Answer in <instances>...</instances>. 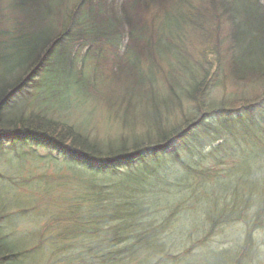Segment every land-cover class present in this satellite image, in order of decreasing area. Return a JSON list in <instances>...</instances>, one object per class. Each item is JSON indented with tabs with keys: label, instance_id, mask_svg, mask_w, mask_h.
<instances>
[{
	"label": "rangeland",
	"instance_id": "obj_1",
	"mask_svg": "<svg viewBox=\"0 0 264 264\" xmlns=\"http://www.w3.org/2000/svg\"><path fill=\"white\" fill-rule=\"evenodd\" d=\"M72 1L73 0H39L36 2L35 10V6L23 8V5L21 3L17 4L16 0H0V37L4 36L6 38H0V78H12L21 71L20 75H22L25 80L27 75L30 74H22L24 71L29 70L27 62L37 59V54L46 39L50 36L47 39L50 41L59 33H62L66 28L72 30L75 27V20L78 18V14L74 9L77 7V4L75 3L72 7H61L71 4ZM114 1L115 0H113V2ZM233 1L234 0H193L190 3L191 5H188L187 0H184L183 3L174 2V0H155L149 7H146L145 4L143 7L140 6L135 12L139 11L138 13L141 18L143 30L139 33L140 30L138 31L136 29H131L129 26H125L123 31L125 37H127L126 40L128 43L137 44L141 51L145 53L137 62V65L133 67L135 75L138 74L141 68L146 70V74H152L142 80V82L146 81L144 87L142 89L140 88L139 92L134 93L127 89L117 90L116 88H111L110 83H106L103 84L101 89L96 92V95L90 99L85 98L77 105L67 110H61L59 107L54 108L53 110L46 111V115L50 114L56 121L72 126L78 130L84 138L95 142L100 141L101 144L110 145L116 142L129 143L133 138L145 139V134L143 132L145 128H149L147 132H150V130L153 131V129H163L170 135L171 131L169 128L163 125L174 127L182 122L188 121L187 125L183 126L177 134H173L179 137L181 132H185L195 123L197 120L196 114L203 115L205 113V106L212 101L215 103L222 102V108L231 106L229 99H236V102H239V104L244 103L241 107L247 104L249 100L258 97L264 90V76L261 78L249 79L248 73L251 72V70L244 66L240 59H236L235 54L240 50L238 33L246 27L241 26L244 20L238 17L236 9L235 11L229 10V3ZM248 1L260 2V0ZM185 5L189 8L192 6V8L186 10ZM163 6L166 9L165 12H176L177 16L181 15V22L166 18ZM21 14L23 15L22 17ZM225 14L228 15V19H225L226 23L223 26L226 30L228 26L230 27L231 22L234 21L236 40L228 43L227 41L223 42L222 38L219 43L217 32L214 38V41L217 42V46L214 49L215 44H213L212 34L210 32L213 31L215 24L219 23L220 19ZM59 15L60 18L57 17ZM52 18L53 26L50 22ZM222 20L224 21V19ZM249 21L255 26L252 20ZM93 23L95 25L99 23L102 27L110 26L107 19L100 14L94 18ZM227 32L228 31H225V34H228ZM138 34L141 35L140 38H136ZM247 38L250 39V37H246L242 42L245 43ZM251 41L252 39H250V43ZM244 43L242 44L244 45ZM152 45L155 46L152 48ZM63 49V46L57 49L50 46L51 59L49 62L53 63L55 58L62 53L64 55L66 49L64 51ZM213 51L214 53H212ZM108 56H110V53H108L106 57ZM217 56L219 59H217ZM175 59H183L188 62L192 61L196 64L197 70L201 72H206L208 67L205 59L210 61V65L218 60L217 64L220 65L223 76H219L221 80L215 85V88L210 94L206 92L203 95L196 96V98L200 99L199 104L193 101V97L188 99L185 104H182L181 101L178 100L175 101L174 105H179L178 110L181 120L176 118L174 107H172L168 112L164 113L162 121L159 122L158 125L147 127L149 125L142 122V119L139 117V112H144L143 109L148 107V102H150V106L151 101H139L144 98L143 95H145L149 89L147 86L150 85V80L153 76L155 77L153 81L154 86L162 87L161 80L157 77L153 65H155L158 70L165 72V79L168 78L166 73H169L175 80H182L183 77L180 70L181 63L177 65L178 63L175 62ZM108 62H110V59H103L102 65L107 66ZM38 65V68H43L45 64L43 61H40ZM169 66L172 67L170 72L168 70ZM97 68H102L100 60L98 61ZM35 69L33 71H35ZM40 71V69H36L31 79L38 80L34 76L38 75ZM109 71H111V67L108 72ZM45 78L46 81L40 90L43 89L45 92L49 93V95L43 97L39 90L34 99L42 107L61 103V99H64V93L62 92L65 90V87L63 86L57 67L52 68L46 73ZM20 88L21 87L9 89L8 92L10 93V97ZM32 100L33 98L29 97L25 99V102L31 103ZM35 109L37 108H25L22 113L26 114ZM207 113V116L214 115V117H217L219 115V112L215 110H210ZM212 123L213 120L211 119V124ZM191 134L192 133L186 135V142L192 141ZM168 143L170 142L155 146L154 148H160ZM148 144L149 143H146V145ZM3 145L9 148L12 146L11 143H5ZM182 146H184L183 143L177 144L176 146H168L167 150L177 151ZM0 147L2 146L0 145ZM34 148L38 155H45L47 153L46 148L37 146H34ZM25 149H30V146L27 145ZM129 151V149L124 150L119 158L130 154L131 158L137 159V162L131 166L132 168L142 169L148 166L152 171V168L157 166L147 157H144L146 155L145 146L137 149L135 152L129 153ZM206 153L207 151L202 153L196 149L194 156L185 157L186 163H192V166L195 167V163L199 161L197 169L195 170L198 171L197 174L205 172L207 167L211 165L223 167L222 170L211 173L213 178L221 177L225 172L224 169L229 165L228 159L225 160V158H223V153ZM2 154H0L2 155L0 157L2 160L0 161H4L8 165L7 168L10 167V170L8 172L9 174L0 171L2 174L1 177L9 179L16 187H22L35 180H39L42 182V186L43 184L45 185V188L42 189L40 185H36L30 189L35 190L40 188L37 189L36 192L30 191L23 193L18 191L10 183L0 179V216L10 218L17 216L30 220L31 224L28 227L30 231H33L38 239L45 240L46 242L47 240L45 238L49 237H52L53 240L60 239L62 237L60 236L62 235L61 232H65L68 234L67 236H69L71 233H74L71 230L78 231L76 225L72 223L67 225V228H60L57 231L43 230L41 223L35 230L33 227L34 224L38 225L39 219L43 218L42 216L56 208L61 209L64 203L70 201V196L65 191L71 188L72 183L65 185L64 178H67L71 174L72 167H70L71 169H67L68 165L60 161L56 162V160L42 161L37 158L31 159L30 157L33 156L31 155L25 158L26 161L22 164L20 173L17 174L11 167L17 165L18 160L11 153ZM51 155L56 154L53 153ZM164 160L165 158L160 157V161ZM77 170L81 172L78 167ZM171 177H173L171 173L157 175L155 177H149L148 182L151 186L155 187L157 195L161 196L163 192L167 190H174V187H171L168 183ZM206 180V178L201 180V183L205 184L202 190L203 192L199 195L203 201L195 205L190 212L189 218L182 217L179 220L175 226V230L187 232L191 229L198 231L199 218L197 209L201 208L205 210V212H217L221 205L224 204L226 197H229L231 202L237 205L243 202L248 204H255L257 202L258 197L264 193V133L246 138L244 147L237 149L234 163L223 179L214 180L210 183ZM197 182V175L192 177L189 181V185L194 191L195 188H198ZM78 186L79 185L74 187L76 191H78ZM205 188L207 192L204 194ZM34 203L37 207L30 209L26 208V206ZM62 209L64 210L65 207ZM84 210L85 214H88L87 206ZM57 217V220L60 221L66 218L63 213L58 214ZM41 220H44L42 223L45 222L44 218ZM151 224L154 225V221L153 223L151 222ZM231 227L243 231L246 234L249 232L251 243L253 231L255 229H264V215L258 220L245 217L236 218L232 221ZM100 229L106 230L107 228L100 226ZM207 232H209V228L204 227L203 235ZM27 233V228L24 226L14 230V242L19 245L17 248L27 251L22 257V264H41L44 259H46V264H68L67 260L65 263V260L61 258L65 253L61 252V256L58 251L55 252L53 250L52 246H48V253L45 258V249H43V246L39 247L36 245L34 242L36 238L32 236L28 237ZM125 234L126 232L124 235ZM256 238L259 241V245L264 248V246H262L264 232L257 234ZM164 241L165 240L162 239L160 243L162 244ZM206 242L211 246H215L217 249H221L212 234L209 235ZM74 243L80 246L84 245L82 238L75 240ZM188 246L191 247L192 244L190 243ZM124 248L127 250L128 257L135 255L138 251L137 244H126ZM130 250H133L131 256H129ZM157 250V244L149 246L146 249L142 248L143 253L140 251V261L137 264L150 263L151 260L155 258ZM51 252L52 254L50 256ZM177 260L180 261L181 264H230L226 254L216 249H201L197 252L184 250L177 256ZM105 264H136V259L132 257L128 259V263L124 261L108 260Z\"/></svg>",
	"mask_w": 264,
	"mask_h": 264
},
{
	"label": "trees",
	"instance_id": "obj_2",
	"mask_svg": "<svg viewBox=\"0 0 264 264\" xmlns=\"http://www.w3.org/2000/svg\"><path fill=\"white\" fill-rule=\"evenodd\" d=\"M39 0H25L26 5L29 6H36V2ZM255 7H259V3L253 1ZM259 12V11H258ZM259 42V41H258ZM253 42L252 46L248 47L247 54L250 57H247L243 61V65H248L250 68H255L257 65L260 69L264 68V46L261 43ZM218 58V56H217ZM207 62L210 61L205 59ZM180 61V60H179ZM210 70H212L211 66L208 67V76H204L203 79L200 80L199 83L195 84L190 91V94L194 96L198 90L202 91L207 89L210 86V80L212 79L213 75L217 78L219 76H223L222 69L220 65L209 74ZM221 71V72H220ZM250 73V72H249ZM248 73V74H249ZM264 74V71L255 70V74L250 75L252 78H259L261 75ZM178 82V80H177ZM65 90L64 99H61V103L59 104H50L46 107L40 108L36 114H29V115H13L14 117L11 120H2L3 116V107L5 106L3 99L4 94L6 91L0 95V99L2 98V103H0V127L5 129H18V128H26L29 131H47L46 137L67 143L73 150L77 151L81 154H87L91 160L78 158V161L82 164V169L90 172H101L102 169L106 166L103 162H96L98 159L105 160L108 159H115L119 158L122 152L126 149H129V153L137 151V149L142 148L145 146V149L155 147L159 143V141L164 140L165 137L168 136V132L163 129H153L150 132H144L145 139H136L133 138L129 143L119 142L110 145L101 144L100 141H92L87 138H84L82 134L73 128L72 126L67 125L66 123H60L55 121L50 114L42 113V111H49L53 110L54 108L59 107L60 109L63 108H70L71 104H65L64 102H68L72 95H77L78 93L84 95V98L91 97L95 90L89 85L87 81L81 82L80 84L76 83L75 87L73 86H66L63 85ZM91 89V90H90ZM140 90L139 88H131V91ZM90 91V92H89ZM40 94L44 96H48L49 93L45 92L43 89L40 90ZM155 94V93H154ZM262 94V93H261ZM8 95V94H7ZM5 96L8 98V96ZM156 95V94H155ZM41 98V97H39ZM152 100V99H151ZM157 100V101H156ZM154 102V112L157 114V117H151L149 115L151 110H148L146 113L150 112L149 114H145L143 116L145 123L149 125H153L154 123H158L162 121L159 115V111L163 112L164 109L170 110L173 105L174 99L171 96H167L164 100L159 97ZM148 101V99L144 100V102ZM200 99H197V103L199 104ZM230 107L227 109L228 111L231 110L235 115H239L240 106L244 103L239 104L236 102V99H229ZM223 103H215L212 101L210 104L205 106V113L206 114L210 110H217L223 112L222 110ZM225 114V113H224ZM226 116L224 117V124L223 129L224 133L226 134L225 137L228 141H231L232 135L234 136L235 130H238V127L243 128V125L240 122L239 118H233V116ZM230 118V119H228ZM154 122V123H153ZM153 123V124H152ZM154 133V134H152ZM136 139V140H135ZM146 143H149L146 145ZM129 144V145H127ZM128 146V147H127ZM130 155V154H129ZM75 157V156H74ZM119 159H115L117 161ZM197 166L194 167L193 173L198 176V179L202 178H210L213 173V169L211 166L207 167L205 172H201L199 174L198 171H195ZM195 171V172H194ZM134 179L133 176L129 175L125 178V181H132ZM147 180V179H145ZM141 183H132L129 187H116L114 188L111 193L108 194L107 197H97L95 200L90 201L87 198V201L90 205V211L88 214H82L81 216L76 218L75 225L77 227V232L73 233L71 237H61L60 239L53 240L55 244L61 246L62 248L59 251H67L68 255L70 253L79 250L81 247L79 245L71 246L70 244L66 246L64 241L68 240H76L77 238H82L84 241V248L79 252L70 256L71 263L73 264H91L92 261L94 264H101L103 261H107L111 258H114L117 251H120L117 246L122 244L123 242L137 244L139 247L142 248L141 243H143V247L150 245L154 242L156 237L166 231V227H168L174 219H179L174 214L177 212V207L174 204V211L171 213L168 212L169 205L163 201L165 196L161 197L157 195V191L154 186L145 184L144 180L141 178L139 179ZM148 182V181H146ZM113 187H111L112 189ZM96 192H100L101 188L95 186ZM203 191L200 192V194ZM207 192L205 188L204 194ZM200 194H196L197 202L200 203L203 200L200 198ZM193 201L191 198L187 201L188 209L190 208V203ZM231 201V199H230ZM229 200H225L224 204L221 205L217 212L215 211H208L202 218L198 219V225H202L201 222H204L206 225L207 221H216L222 222L223 211L225 207L230 203ZM193 206L190 208L191 210L195 207L196 202L193 201ZM126 210L125 215L128 218H133L131 221L139 222L141 224V229L137 230V233H133L131 231H126V234L122 233L120 235L119 232L115 233L114 235L110 234L112 232L111 229H107L106 232H100V226L103 223H110L111 221L117 219L121 214ZM197 213H200V209H197ZM162 217V222H160L155 226H146V222L144 221L147 219L146 217L149 215L152 216H159ZM122 216V215H121ZM160 217V216H159ZM9 222L4 217L0 216V264H22V257L23 254L19 250V245L14 242V238H11L10 235L5 233L3 227H5ZM136 224V223H135ZM204 225H202L203 227ZM132 227V225H131ZM54 230V229H50ZM61 236V235H60ZM120 236V240H119ZM52 238V237H51ZM53 239V238H52ZM143 239V241H142ZM100 248L110 249V250H101ZM46 259L42 262L45 264ZM103 262V264H104Z\"/></svg>",
	"mask_w": 264,
	"mask_h": 264
}]
</instances>
